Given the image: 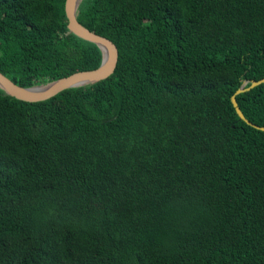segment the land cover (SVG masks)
Segmentation results:
<instances>
[{"label": "trees", "instance_id": "obj_1", "mask_svg": "<svg viewBox=\"0 0 264 264\" xmlns=\"http://www.w3.org/2000/svg\"><path fill=\"white\" fill-rule=\"evenodd\" d=\"M66 0H0V72L97 69ZM115 73L28 103L0 89V264H264V0H83ZM264 127V83L236 96Z\"/></svg>", "mask_w": 264, "mask_h": 264}, {"label": "water", "instance_id": "obj_2", "mask_svg": "<svg viewBox=\"0 0 264 264\" xmlns=\"http://www.w3.org/2000/svg\"><path fill=\"white\" fill-rule=\"evenodd\" d=\"M82 1L83 0H66L65 11L68 19V29L76 36L99 46L103 53L101 66L94 70L77 72L54 82L30 88H24L17 85L6 75L0 72V89H2L8 96L28 103L43 102L56 97L58 94L68 89L93 85L107 80L115 73L119 60L118 47L109 38L92 32L80 23L77 18V11ZM263 83L264 79L252 81L251 85L247 87L248 82H245L232 97V103L239 118L260 131H264V127L257 126L247 120L238 105L236 96L250 91Z\"/></svg>", "mask_w": 264, "mask_h": 264}]
</instances>
